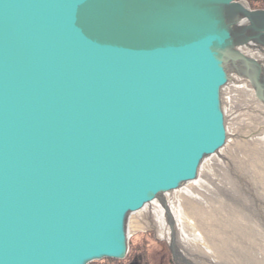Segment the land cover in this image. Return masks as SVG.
I'll return each mask as SVG.
<instances>
[{
  "label": "water",
  "instance_id": "95a60500",
  "mask_svg": "<svg viewBox=\"0 0 264 264\" xmlns=\"http://www.w3.org/2000/svg\"><path fill=\"white\" fill-rule=\"evenodd\" d=\"M229 98L250 107L227 110ZM259 132L264 9L0 0V264L123 259L130 217L153 203L168 236L143 229L174 264H196L165 195L227 144L248 154Z\"/></svg>",
  "mask_w": 264,
  "mask_h": 264
},
{
  "label": "bare ground",
  "instance_id": "6f19581e",
  "mask_svg": "<svg viewBox=\"0 0 264 264\" xmlns=\"http://www.w3.org/2000/svg\"><path fill=\"white\" fill-rule=\"evenodd\" d=\"M248 104V102H242V104L234 105L232 98L226 101L227 110L230 108L232 112L242 107H250ZM237 117V122L234 121L235 125L240 121L239 115ZM245 121L243 120V122ZM233 131L235 130L233 129ZM233 144H227L226 149L221 150L220 154H214L204 161L199 169V176L195 180L171 194H166L164 198L171 219L175 223L176 229L179 228V245L181 244L183 250L189 251L193 257L191 259L196 264H208L209 262L223 264L226 261H236V264H249L251 261L260 263L258 257H264L259 252L252 251L253 246L250 245V241L255 238L252 236V228L254 229L253 235L258 234L264 240V235L259 232L262 230L260 223L264 217V202H260L258 195L253 196L250 193H247L246 196L244 193L239 196L230 194V187L221 183L222 174L231 184L233 181L228 177L231 174L232 177H238L243 181L241 178L243 173L238 170V165H242L247 170L249 167H254L261 172L260 176L264 175V133L259 132L244 141L242 146L248 154L233 149ZM234 154L239 155L238 162L232 160L231 155ZM232 179L237 182V179ZM246 183L243 181L244 186H247ZM215 195L219 198L214 197ZM238 200H242L243 203L241 204ZM223 204L234 207V210L229 209L228 213H224L225 224L231 220L229 217H234L243 223L247 219L246 221L251 225L245 227L244 236H242L243 242L250 246L245 245L242 249L236 241L235 235L231 234L232 232H227V229L219 224L220 221L218 222L219 219L217 220L214 214L223 211ZM163 213V208L158 203H153L150 208L132 214L128 224L129 234L131 230L138 231L148 226L149 220H151L167 237L169 229L165 225ZM163 225L166 227L164 228Z\"/></svg>",
  "mask_w": 264,
  "mask_h": 264
},
{
  "label": "rangeland",
  "instance_id": "374dc122",
  "mask_svg": "<svg viewBox=\"0 0 264 264\" xmlns=\"http://www.w3.org/2000/svg\"><path fill=\"white\" fill-rule=\"evenodd\" d=\"M242 102L245 103L244 101ZM242 102L240 103L242 104ZM235 103H237V101ZM250 116H252V114ZM241 117H244L246 119L247 115L242 114ZM231 158L234 162H238L240 160V157L238 154L231 155ZM238 166H239L238 170L243 173L241 178L243 179L244 183L247 182L246 183L247 186H244L243 181L241 179L239 180L238 177H232L231 173H230L231 175L229 174L230 176L228 177L231 178V180L233 181V184L227 181L226 176L224 174H222L221 183L224 186L230 187L229 189L230 194L232 193L236 196H239V194L244 193V196H246L247 193H250L253 196L258 195V199L260 200V202H264V175L262 174V176H260L261 172L257 169H254V167L252 168L249 167L247 170L242 165H238ZM232 178H234L235 180L237 179V182L234 181ZM214 197L219 198L217 195H215ZM238 202H240L241 204L243 203L242 200H238ZM229 209L234 210V207H232L229 204L228 205L223 204V211H221V213H217L214 215L217 217V220L219 219L218 220V222L220 221L219 224L227 229V232L228 231L230 233L232 232L231 234L235 235L236 241L239 243L240 247H242L243 249V246L245 247L246 245L243 242V238H242V236H244L243 231L245 230V227L247 228V227H250L251 225L248 224L249 222L246 221L247 220L246 218H245L246 219L245 222L243 223L241 220H238L234 217H229L231 220L225 224L224 213L225 212L228 213ZM263 214H264V209H263ZM260 224H261L262 230H260L259 232L262 235H264V217ZM253 233H254V229L252 228V236L253 237L255 236V238L250 241V245L253 246L252 251L259 252L260 255L264 256V240L258 234L253 235ZM130 234L131 235H130L129 246H128V250H129L128 255H130L129 258L120 259V262H115V263L109 262V261H103V262H98L97 264H113V263L114 264H130V263L131 264H165V262H163V257L167 255V252H166L167 245L164 241L157 240L151 229L149 230L142 229L138 231L131 230ZM250 245H246V246H250ZM258 259L260 263H257V262L253 263L251 261V263L249 264H264V257H258ZM235 262L236 261H226V262H223V264H236Z\"/></svg>",
  "mask_w": 264,
  "mask_h": 264
},
{
  "label": "trees",
  "instance_id": "16d2710c",
  "mask_svg": "<svg viewBox=\"0 0 264 264\" xmlns=\"http://www.w3.org/2000/svg\"><path fill=\"white\" fill-rule=\"evenodd\" d=\"M247 3L249 4V6L251 8H262L264 9V0H246ZM130 240V239H129ZM166 252H167V255H168V248H166ZM128 253H129V250H128ZM128 253L126 254V256L124 257V259L126 258H129L130 255H128ZM168 258H169V261H170V257L168 255ZM103 261H109V262H120V260L118 259H102V260H98V261H93V262H90L88 264H97L98 262H103ZM113 263V264H114ZM131 264V263H130Z\"/></svg>",
  "mask_w": 264,
  "mask_h": 264
},
{
  "label": "flooded vegetation",
  "instance_id": "af4514ba",
  "mask_svg": "<svg viewBox=\"0 0 264 264\" xmlns=\"http://www.w3.org/2000/svg\"><path fill=\"white\" fill-rule=\"evenodd\" d=\"M168 255H169V257H170V261H169L168 256L165 255V256L163 257V262H165V264H174V263L171 261V256H170V253H169V252H168Z\"/></svg>",
  "mask_w": 264,
  "mask_h": 264
}]
</instances>
